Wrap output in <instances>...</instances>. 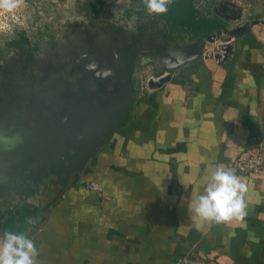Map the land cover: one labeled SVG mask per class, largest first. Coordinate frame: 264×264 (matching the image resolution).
Here are the masks:
<instances>
[{
  "label": "crops",
  "instance_id": "obj_1",
  "mask_svg": "<svg viewBox=\"0 0 264 264\" xmlns=\"http://www.w3.org/2000/svg\"><path fill=\"white\" fill-rule=\"evenodd\" d=\"M223 1L230 3L225 13L221 0H196L195 10L220 26H250L230 59L201 57L160 88L138 85L127 120L60 198L61 186L40 184L39 169L30 179L5 169L9 152L0 157V178L17 173L40 189L0 219V238L5 230L27 232L38 264H264V171L236 174L247 185L242 219L202 222L188 211L215 166L230 168L264 135V0ZM236 14L242 20L229 21ZM123 96L114 109L122 100L126 106ZM25 152L17 148L18 156Z\"/></svg>",
  "mask_w": 264,
  "mask_h": 264
},
{
  "label": "flooded vegetation",
  "instance_id": "obj_2",
  "mask_svg": "<svg viewBox=\"0 0 264 264\" xmlns=\"http://www.w3.org/2000/svg\"><path fill=\"white\" fill-rule=\"evenodd\" d=\"M130 8L126 10L129 15L135 13L138 16L139 23L134 28L104 17L103 6L86 3L83 23H76L65 31L72 38V47L65 57L56 49L57 45L53 47L48 42L44 48L42 41L26 37L24 33L12 40L10 47H14L18 54H29L33 59L19 60L20 63L15 62L16 67L3 64L0 71V157L7 155L10 149H17L15 144L20 141L23 145L31 143L30 152H34L40 147L36 143L43 140L52 150L53 140L66 143L80 138L79 132L83 134L87 119H99L102 123L110 116L120 95L127 99L128 95L135 93L143 60L155 62L157 67L166 65L163 58L169 46L175 47L183 42L169 40L152 27L148 12L145 15L148 18L143 21L136 5ZM142 24L146 26L141 27ZM20 42L24 43V50L19 46ZM42 51L44 54L50 51L52 63L49 65L44 54L34 55ZM34 80L38 85H41L40 81L49 84L48 88L36 89L42 104L31 101L29 89L35 86ZM125 102L122 100L120 104L124 106ZM64 119L67 125H64L62 134L56 136V123ZM0 180V219H3L10 213L9 209L23 205L34 195L32 189L36 185L21 179L17 173ZM47 181L44 179L45 183Z\"/></svg>",
  "mask_w": 264,
  "mask_h": 264
},
{
  "label": "water",
  "instance_id": "obj_3",
  "mask_svg": "<svg viewBox=\"0 0 264 264\" xmlns=\"http://www.w3.org/2000/svg\"><path fill=\"white\" fill-rule=\"evenodd\" d=\"M219 6L222 12L225 13V10L230 6V3L225 2L220 4ZM215 11H217L219 15L221 14L219 9ZM241 20L242 15L236 14L229 21H232V23H234ZM219 26L220 24L214 27L213 31L205 39L197 40L196 42H199V46H196V49L193 48L194 50L190 49V45L184 46V44L183 46H180L181 44L175 47L169 46V49L167 50V53L163 58V63L166 65H161L160 67H158L159 69L154 73L149 81H147L148 87L150 89L162 87L172 79L173 71L189 61L201 58L206 44L215 43L216 37H219L221 39L222 44L219 45V49L225 51L224 59L219 62V64L227 62L230 59L231 55L234 54L233 42L238 37L246 34L250 26L238 25V27H232V25L230 26L229 24L220 27ZM193 47H195V45H193ZM215 59L219 60L220 55L217 54L215 56ZM135 96L136 93L131 96L128 95L126 106H119V104H117L119 108L114 109V112L112 110L111 114H109L110 116H108L110 118H106L102 123L99 119H96L95 121L87 119L86 122H84L85 128L83 134L79 132L80 138H75L69 142L67 141L66 143L60 140H53L54 148L52 150H54V152L52 154H46L52 152V150L46 147L47 142H44V140L36 143L40 144L39 149L37 150L35 148L34 150V152H38L37 156L28 153L30 152V150H32L30 146L31 143H28L26 145H23L21 141L19 144L16 143V148H21L23 152H26L21 157V155L18 156L17 149H10V155L5 156V158L7 159L10 158L8 160V163L6 164L5 169H8V171L16 170L18 171V173H22L25 177L30 179H33L32 173L34 172V170L39 169V173L37 174H39V178L42 176L40 178L41 180H39L40 184L42 185L45 179L48 180L47 183H54L61 186L54 196L56 197V199L60 198L64 194V191L66 190L67 185L71 182L72 178L75 177V181H80L79 175L85 170L87 164H89L93 160L98 150H100L104 146L113 132L127 120L134 104ZM116 103H118L117 100ZM104 115H106V113ZM65 124L67 125V121L65 119L60 120L59 123H56V136H60L62 134L61 131L64 130ZM100 124H102L103 126H100ZM97 129H99V132H97ZM16 156L19 157V159ZM32 157L35 158V161H31ZM60 173H62L63 175L61 176ZM38 190L40 189L38 188ZM38 190L36 188L33 189L35 193H37Z\"/></svg>",
  "mask_w": 264,
  "mask_h": 264
},
{
  "label": "rangeland",
  "instance_id": "obj_4",
  "mask_svg": "<svg viewBox=\"0 0 264 264\" xmlns=\"http://www.w3.org/2000/svg\"><path fill=\"white\" fill-rule=\"evenodd\" d=\"M94 2L98 6H103V15L110 20L118 22L124 26L134 28L138 24L137 14L132 13L130 16L126 11L131 6L135 5L137 10H144V6L138 0H22L18 8L12 12L0 11V71L4 68L3 64L10 63L12 67H16L19 60L33 59L29 54H18L14 47H10L12 40L20 38L24 33L26 37H32L36 41H42L44 48L48 46V42L57 47L59 53L65 57L69 52V47H72L71 39L65 33L67 29H72V25L76 23H83V16L86 14L85 4ZM223 1L221 0L222 4ZM142 5V6H141ZM219 6V5H218ZM144 21V20H143ZM64 29V33H63ZM217 42H221L219 37H216ZM59 45V46H58ZM54 49V48H53ZM50 53V51H49ZM49 53L35 52V56L44 54L48 59L51 57ZM29 55V56H28ZM33 62L32 60H30ZM46 64L52 63L46 59ZM16 62V63H15ZM8 67V65H7ZM12 69V68H10ZM156 63H149L148 60H143L141 65V72L139 77V85L147 87V82L154 73L158 70ZM20 72L19 70H17ZM7 81H10L7 79ZM42 82L44 83L43 86ZM1 83V77H0ZM34 80L33 88H30L29 94L31 101L37 104H42L40 94L36 89L48 88L49 84L40 81L41 85ZM178 264V263H177Z\"/></svg>",
  "mask_w": 264,
  "mask_h": 264
},
{
  "label": "clouds",
  "instance_id": "obj_5",
  "mask_svg": "<svg viewBox=\"0 0 264 264\" xmlns=\"http://www.w3.org/2000/svg\"><path fill=\"white\" fill-rule=\"evenodd\" d=\"M149 14H165L174 0H141ZM22 0H0V11L12 12ZM110 72V70H107ZM99 75V74H98ZM247 185L235 169L217 165L211 172L208 183L194 205L188 211L194 213L202 222L225 223L233 219H242L246 215L244 194ZM28 224L35 220L29 218ZM40 255L34 241L27 232L5 230L0 238V264H38Z\"/></svg>",
  "mask_w": 264,
  "mask_h": 264
},
{
  "label": "trees",
  "instance_id": "obj_6",
  "mask_svg": "<svg viewBox=\"0 0 264 264\" xmlns=\"http://www.w3.org/2000/svg\"><path fill=\"white\" fill-rule=\"evenodd\" d=\"M138 1L142 3L141 0ZM195 1L174 0L169 6L167 13L160 15L150 14L149 19L153 23L152 27L157 28L158 32L165 34L172 41L180 39V41L186 42L205 39L219 21L211 17L200 16L195 10ZM143 8L145 10V7ZM137 13L140 14L141 20L148 18L145 16L147 11H142L141 7L137 10ZM143 26H146V24H142L141 27ZM26 42H28L27 39ZM15 44L18 43L15 42ZM23 44L22 42L19 43L22 50L25 49Z\"/></svg>",
  "mask_w": 264,
  "mask_h": 264
},
{
  "label": "built area",
  "instance_id": "obj_7",
  "mask_svg": "<svg viewBox=\"0 0 264 264\" xmlns=\"http://www.w3.org/2000/svg\"><path fill=\"white\" fill-rule=\"evenodd\" d=\"M221 42L207 43L202 57L204 59H214L217 63L224 59L225 51L219 49ZM220 55V59L216 60L215 56ZM149 81V80H148ZM147 82V81H146ZM148 85V82H147ZM235 169L236 174L242 175H259L264 171V135L258 139L252 146L247 148L241 155L236 158L230 165ZM88 188L98 195L103 193L101 186L96 182L88 183ZM178 264H187L186 258L180 259Z\"/></svg>",
  "mask_w": 264,
  "mask_h": 264
}]
</instances>
